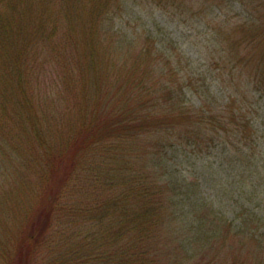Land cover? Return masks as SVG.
<instances>
[{
    "label": "trees",
    "instance_id": "obj_1",
    "mask_svg": "<svg viewBox=\"0 0 264 264\" xmlns=\"http://www.w3.org/2000/svg\"><path fill=\"white\" fill-rule=\"evenodd\" d=\"M3 1L0 115L25 142L0 134V264H264V0H140L193 17L205 63L117 28L124 0H39L59 16L24 34ZM43 43L47 91L24 80ZM217 183L251 206L230 217Z\"/></svg>",
    "mask_w": 264,
    "mask_h": 264
},
{
    "label": "rangeland",
    "instance_id": "obj_2",
    "mask_svg": "<svg viewBox=\"0 0 264 264\" xmlns=\"http://www.w3.org/2000/svg\"><path fill=\"white\" fill-rule=\"evenodd\" d=\"M3 2L8 3V6L7 4H4V5L1 4V7L3 11V16L5 15V19L6 20L10 19L9 27H13V28L19 27L21 29L20 30L21 33L23 34L24 32L22 31V29L24 31L27 29L26 32L29 31L30 29L31 30L34 29L33 25L38 23L37 21H39V15H42L43 19L45 18V21H47V24L53 22L55 18L59 16L56 7H53V9H48V10L46 9L47 12L44 13L46 11V10L43 11L45 5L42 6V1L40 3L39 0H4ZM54 5L57 6L56 3L53 4V6ZM123 5H124V9L122 10L121 14L117 15L114 18L116 27L117 28L122 27L120 28V30H126L125 32L132 34L133 33V27L131 26L132 24H137V26L135 27L136 33H139L140 30H143V29L147 30L148 28H151L148 30L151 31V33L153 34L154 37H156V39H159L162 37L168 43L172 41L176 42L177 46L180 45V47L184 50L185 54H189V55L199 54L198 56L200 58V61L203 63L209 60V57L211 54H215L216 51H211L209 47L202 45L203 43L201 42L202 38L199 36L200 31H198V36H195L197 30H194L192 28L190 29L191 23L194 22L192 20L194 19L193 17H190V19L187 21L181 22V21H178L177 19H172L169 15L164 14L163 12L159 11L153 4L143 3V2H140V0H124ZM234 6L235 8H233V10H230L229 12L230 15L233 17V19L237 17V8H236L237 4L235 3ZM23 8H26V9H24V13L21 16ZM40 9H42V12H40V14L37 15ZM47 29L48 28H46V31ZM9 32L11 33L10 30ZM154 37H152V39ZM199 37L201 39H199ZM47 41H48V38H47ZM49 43L53 44V39L50 40ZM49 45L50 44L46 43V45L44 46V43H43V45L41 46V49L44 51L37 53L35 60L31 58L28 60L30 64L34 65L33 71H30L28 69L24 71L26 74V75L24 74V76L26 77V79L24 78V80L28 82H32V85H34V87H38L37 89H39L40 87L44 91H47L48 89L47 86L49 85V82L51 80L47 72V70L50 68L48 67L47 64L44 68L42 66V62H45L46 58H48V55L50 54L49 49L51 45L50 46ZM44 71H46L47 73H44ZM2 77L3 76L0 77V80L2 79V84L10 83L11 80L7 79L6 77H3V78ZM2 84L0 85L1 87L3 86ZM10 86H11V83L7 85L6 87L10 88ZM12 90H14V95L19 94L17 89L12 88ZM12 98L13 96L9 97V99H12ZM14 98L17 99L19 98V96H14ZM0 114H2V116L4 115L2 111H0ZM69 115L76 116V112L71 113ZM2 116L0 115V122L4 126L0 123V134L7 135V136L5 135L4 136L8 137L7 139L8 146L13 147L20 140H22L21 144L23 145V143L25 142L24 137H23L25 133L24 134L21 133L20 126L15 122V120L11 119L10 121ZM3 131H4V134H3ZM53 131L56 132V128L53 129ZM211 159H213L212 161H214V164H217V162L219 161L218 151L216 154V158L214 159L213 157H211ZM4 160L7 163L8 159H4ZM190 161L191 162H184L182 164H179V163L173 164L172 168H174V170L169 167L168 171H171V174L173 175L175 173L178 174L179 171H181V173L184 171L189 172L192 169V175H193V171L197 172V169L203 170V166L201 165V163H199L198 161H197L198 163L197 162L194 163L193 162L194 160L192 158ZM0 178L4 180L3 177L0 176ZM24 179L32 180L29 177H25ZM32 182L34 184L35 180H32ZM4 184H5V181H4ZM6 185L9 186L8 182L6 183ZM219 186L221 187L219 183H217L216 185L214 184L212 186V188L214 189L213 193H215L216 191V196H217L216 205H218L220 209H227L229 212L228 215L230 217L234 215L233 209L235 210V212H237V210H240L241 207L251 206V200L249 199L250 194H246V193H250L252 192V190L246 191L242 187L239 188L238 186H237L238 188H235L236 184H233V190H235L234 191L235 193L233 194L232 197H230L224 203L222 202V200H219V197H218V194H220ZM2 190L3 189H1L0 192ZM205 191L208 192V188ZM230 191H232V189H230ZM239 191H243V192L237 193ZM236 193L237 195H235ZM31 199H33V196L32 195L30 196L28 194L27 200L32 201Z\"/></svg>",
    "mask_w": 264,
    "mask_h": 264
}]
</instances>
